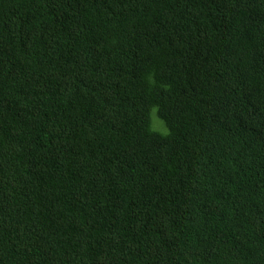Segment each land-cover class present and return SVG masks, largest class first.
I'll list each match as a JSON object with an SVG mask.
<instances>
[{
	"label": "trees",
	"instance_id": "16d2710c",
	"mask_svg": "<svg viewBox=\"0 0 264 264\" xmlns=\"http://www.w3.org/2000/svg\"><path fill=\"white\" fill-rule=\"evenodd\" d=\"M0 264H264V0H0Z\"/></svg>",
	"mask_w": 264,
	"mask_h": 264
},
{
	"label": "rangeland",
	"instance_id": "374dc122",
	"mask_svg": "<svg viewBox=\"0 0 264 264\" xmlns=\"http://www.w3.org/2000/svg\"><path fill=\"white\" fill-rule=\"evenodd\" d=\"M153 119L159 120L161 123H163L162 120L159 119V117L157 116L156 110H153ZM164 127H165V132L162 133H166L167 132V128L165 126V124L163 123ZM156 127L160 128V124L156 121Z\"/></svg>",
	"mask_w": 264,
	"mask_h": 264
}]
</instances>
